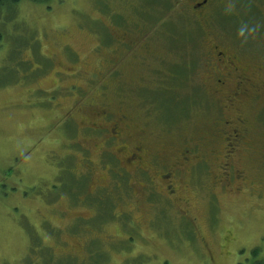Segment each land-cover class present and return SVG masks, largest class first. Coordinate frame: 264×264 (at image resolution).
Segmentation results:
<instances>
[{"label": "rangeland", "instance_id": "1", "mask_svg": "<svg viewBox=\"0 0 264 264\" xmlns=\"http://www.w3.org/2000/svg\"><path fill=\"white\" fill-rule=\"evenodd\" d=\"M190 3L0 6V264L264 259V97L242 106L245 131L239 120L224 125L228 114L205 65L213 43L240 49L250 63L263 57L264 0L213 3L200 20ZM113 120L127 128L123 144H144L169 162L195 148L199 177L188 164L174 201L139 189L136 176L122 182L104 156L119 153L118 145L95 130ZM234 127L243 134L235 166L247 178L226 189L214 175L226 146L222 128Z\"/></svg>", "mask_w": 264, "mask_h": 264}, {"label": "flooded vegetation", "instance_id": "2", "mask_svg": "<svg viewBox=\"0 0 264 264\" xmlns=\"http://www.w3.org/2000/svg\"><path fill=\"white\" fill-rule=\"evenodd\" d=\"M224 1L225 0H191L190 7L195 16L200 20L201 17L205 18V12H207L213 3L222 4ZM122 38H124V36H122ZM131 46L133 47L135 44ZM205 65L208 66L207 68L210 72L211 81L209 84H211L210 90L212 89V96L217 102H221V104H219L220 110H225L228 114L227 117L221 118V120H225L223 124L230 127V123L233 122L232 120H239L242 130L245 131V120H247V118L244 112H242V106L256 99H263L264 97V54L257 62L250 63L242 58L240 49L233 48L231 45L228 46V48H222L219 44L213 43L210 47L208 60ZM106 113L107 112L104 111L102 116H106ZM68 118H70V116H68ZM90 129L94 128L90 127ZM95 130L106 139V143L118 145L117 151L119 153L109 152L104 156L108 157V160L119 167V177L122 179V182H126V177L130 179L132 176H136L139 180H144L139 189L145 188L151 196L165 194L168 200L170 198L174 201L176 198L175 193L178 191L175 184L182 180L188 164H190L189 171L191 173L193 172L194 177H199L200 175V166L204 163L201 155L194 153L196 151L195 148H191L192 150L189 148L184 149L176 155L173 161L169 162L162 154L158 155L153 151L148 152V148L146 149L144 144L136 146L123 144L122 142L126 141L127 128H123L117 120H113L104 129L95 128ZM222 130H224L222 133L225 135L223 137L226 146L219 155L220 164L218 168L220 170L214 175L216 179L214 184H219L228 189V186H230L232 182L239 185L247 178L246 173L235 166V158L239 150L238 144L241 142L243 134L241 133L242 130L236 127L231 128L229 134L228 129L222 128ZM225 132L227 134H225ZM79 146L80 150H82L80 144ZM83 153L85 152L83 151ZM148 156L152 157L150 162L156 166L153 173H148L146 171ZM85 158L88 162V170L85 178L88 177L89 179V175L92 172V168L89 165L92 162L87 157ZM157 180H159L160 184L157 183ZM130 184H132V182ZM118 186L120 187L121 185ZM109 190L112 192V188ZM179 213L191 226L193 225L185 209L181 210ZM117 216L124 221L123 223L126 226L129 225V222L125 221L128 215L117 214ZM133 223L134 221L132 220V224ZM132 224L131 226H133ZM195 229L196 228L193 227L194 234ZM124 241H126V239H124ZM209 254L212 260L213 256L211 253Z\"/></svg>", "mask_w": 264, "mask_h": 264}, {"label": "trees", "instance_id": "3", "mask_svg": "<svg viewBox=\"0 0 264 264\" xmlns=\"http://www.w3.org/2000/svg\"><path fill=\"white\" fill-rule=\"evenodd\" d=\"M20 0H0V6L1 7H5V5H7L9 8L15 6ZM257 251V250H256ZM256 251H254V253H256ZM236 264H264V259H260V258H255L254 260L250 261V262H238Z\"/></svg>", "mask_w": 264, "mask_h": 264}]
</instances>
